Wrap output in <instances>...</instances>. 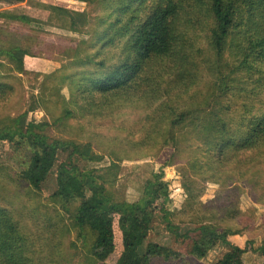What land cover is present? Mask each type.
Segmentation results:
<instances>
[{"label":"rangeland","instance_id":"1","mask_svg":"<svg viewBox=\"0 0 264 264\" xmlns=\"http://www.w3.org/2000/svg\"><path fill=\"white\" fill-rule=\"evenodd\" d=\"M116 7L114 0L0 1V73H3L0 78L14 86L7 98L0 97V121L27 112L28 120L43 123L42 132L50 139L82 143L90 150L84 155H77L76 163L84 168L99 169L105 175L108 190L118 201L133 203L140 198H150L152 194L146 191L149 182L155 184L152 187L158 188L160 180L165 181L169 197L165 201L164 188L158 190V199L150 206L155 213L141 251L143 254L148 243L157 242L180 252L181 257L170 260L156 257L151 264H220L230 250L228 244L221 242L201 258L192 256L190 251L199 232L194 230L196 224L179 222L183 217L188 218L182 213L172 214L171 219L179 225L184 236L177 237L168 230L162 207L170 211L182 209L186 199L183 183L189 175L197 181L194 187L196 191L200 189L203 202L216 200L218 203L238 204L243 211L239 220L247 230L231 234L229 240L234 245L247 247L242 255L246 264H264V258L258 252L264 242V147L240 153L238 156L241 157L254 153L251 163L245 162L241 169H235L232 164L226 168H218L214 164L208 171H201L204 172L202 175L194 174L190 163L197 161V156L201 154L198 149L204 145L205 139L196 134V125L200 124L196 116L192 122L188 119L189 126L184 123L172 134L165 124L157 123L158 113L153 114V111L160 112L159 107L157 111L156 104L143 98L119 101L99 109L100 105L94 104L85 111L78 110L73 117L64 118H60L62 105L55 96H48L49 110L35 105L36 99L41 100L39 94L46 74L59 69V72L70 75L69 83L74 86L76 79L84 75L83 72L93 70V63L85 55L87 51L92 54L98 52V56L108 62L115 61L117 53L123 48L124 39H115L107 47L95 42L115 18ZM146 13L144 11L140 15L145 16ZM19 14H26L32 20H20L16 18ZM212 20L211 16L204 17L187 30L189 42L196 47L194 62L188 67H184L187 63L179 64L169 73L185 70L186 75L191 74L196 79L192 90L200 96L205 94L206 104L203 106L208 112H218L214 119L221 118L226 123L233 122L239 126L243 116L264 112V77L258 78L262 72L253 75L252 65H238L242 33L235 31L230 34L222 54L213 50L208 39ZM13 46L28 51L23 55L22 64L7 53ZM77 55L84 60H76ZM261 70L264 71V68ZM159 72L164 73L159 69L154 71L155 74ZM154 78L162 80L161 77ZM65 85L63 93L69 96L70 91ZM164 135L170 138L166 140ZM67 152L69 150L60 152L57 165L41 190H31L19 178L30 163L29 142L26 138L19 143L0 139V206L10 212L14 223L28 236V247L20 253L16 249V255L19 254L15 256V264L120 263L124 241L118 214L113 222L112 250L105 259H101L106 253L104 246L100 243L91 245V232L88 241H84L71 213L61 203L50 199L57 188L58 164L66 159ZM90 153L95 154V159H89ZM113 161L116 162L113 165L118 163L117 169H109ZM229 175H237V180H215ZM89 196L90 193H87L86 198ZM207 208L201 209L205 211ZM2 219L6 222L7 216L3 215ZM54 220L58 222L55 224ZM16 245L19 246L18 242ZM0 260L5 262L6 258Z\"/></svg>","mask_w":264,"mask_h":264},{"label":"trees","instance_id":"2","mask_svg":"<svg viewBox=\"0 0 264 264\" xmlns=\"http://www.w3.org/2000/svg\"><path fill=\"white\" fill-rule=\"evenodd\" d=\"M0 1L15 3L24 0ZM114 1L117 3L115 18L97 37L95 44L101 43V47H107L115 39L116 41L124 39L123 48L117 53L119 56H116L115 61L108 62L106 58L99 57L98 52L92 54L87 51L86 58L93 63L94 68L92 71L83 72L84 75L76 79L74 86L69 83L70 75L59 72V69L46 74L39 94L41 100L36 99L35 105L48 109L47 104L50 102L48 96H55L62 105L60 118H64L73 117L78 110L85 111L94 104L100 105L97 108L99 109L119 101L143 98L157 105V111L160 109V112L153 111V114L158 113L157 123L165 124L172 134L184 123L185 126H189L188 119L192 122L195 116L198 118L197 122L200 124L197 123L195 132L199 138L205 139L204 145L198 149L201 154L197 156V161L190 163L194 174L202 175L204 172L201 171H208L214 164L218 168H226L232 164L235 169H241L245 162L251 163L254 153L249 157L238 155L242 152L258 151L264 147V112L256 116H243L239 126L233 122L226 123L221 118L215 120L218 112H208L203 106L206 104L205 94L200 96L192 90L196 79L189 73L186 75L185 70L173 74L169 72L179 64L187 63L184 67H188L194 62L192 59L196 47L193 42H189L187 30L201 22L204 17L211 16L213 25L208 39L213 50L217 54H222L230 34L235 31L242 33L238 65L240 67L252 65L250 69L253 75H260L262 72L258 78L264 77V71L261 70L264 68V0ZM144 11L147 13L141 16ZM16 18L32 20L26 14H19ZM7 53L22 64L23 55L28 54V51L13 46ZM76 60L82 62L84 57L77 55ZM155 69L164 73L155 74ZM59 73L61 74L58 75ZM154 74L156 76H153ZM2 75L3 73H0V76ZM154 77H161L162 80L156 81ZM65 84L70 91L69 96L63 93ZM13 89L11 83L0 78V97L7 98ZM193 113L196 114L192 115ZM27 114L24 112L0 121L1 140L19 143L26 138L30 144V163L19 178L27 183L31 190H41L43 183L57 165L60 152L69 150L66 159L58 164L57 188L50 199L55 203H61L63 208L71 213L73 223L80 229L84 241H88L91 232L93 235L91 245L100 243L104 246L106 253L101 259H105L112 250V229L116 214L119 215L118 224L123 231L124 241V251L119 264H151L152 259L156 257L168 260L181 257L180 252L157 242L148 243L143 254L141 251L155 213L150 206L158 199V190L164 188L165 201L169 197L165 181L160 180L158 188L152 187L155 184L149 182L146 191L152 194L150 198H140L133 203L118 201L108 190L105 175L99 169L84 168L76 163L77 155L89 153L90 149L74 140L50 139L42 132L43 123L28 120ZM164 137L166 140L170 138L166 135ZM195 139L198 140L196 137ZM94 156L95 154L90 153L89 159H95ZM114 163L116 162L111 163L109 169H117L119 165L118 163L113 165ZM215 180L233 182L237 180V175ZM196 182L191 175L184 181L186 199L182 209L170 211L162 207L168 230L177 237L184 236L179 225L171 219V215H175L176 212L187 215L188 218L183 217L179 222L196 224L194 230L199 232L190 251L192 256L201 258L212 247L222 242L228 244L230 250L220 264H246L242 255L248 250L247 247L234 245L229 240L231 234L247 230L239 220L243 214L242 209L234 202L218 203L216 200L203 202L200 189L196 191L194 187ZM237 187L240 188V185ZM87 193H90L89 198H86ZM185 207L189 209L186 210ZM202 207L209 208L203 211ZM9 213L0 206V258L5 257L7 261L0 260V264H15V256L17 257L27 246V234L14 223ZM3 215L7 216L6 222L2 219ZM53 222L56 224L58 220ZM16 249L20 250L17 255ZM258 252L264 258V242ZM95 256L100 258L96 254Z\"/></svg>","mask_w":264,"mask_h":264}]
</instances>
